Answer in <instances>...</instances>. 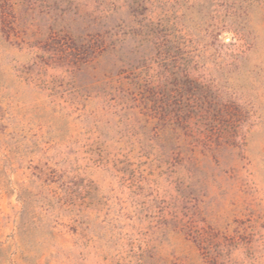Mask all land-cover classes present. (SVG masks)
Returning <instances> with one entry per match:
<instances>
[{
    "label": "rangeland",
    "instance_id": "1",
    "mask_svg": "<svg viewBox=\"0 0 264 264\" xmlns=\"http://www.w3.org/2000/svg\"><path fill=\"white\" fill-rule=\"evenodd\" d=\"M130 8L0 2V264H264V0Z\"/></svg>",
    "mask_w": 264,
    "mask_h": 264
},
{
    "label": "trees",
    "instance_id": "2",
    "mask_svg": "<svg viewBox=\"0 0 264 264\" xmlns=\"http://www.w3.org/2000/svg\"><path fill=\"white\" fill-rule=\"evenodd\" d=\"M0 2L7 9L11 8V10L25 7V9L33 11L39 7H43L46 8L47 11L45 13L49 14V18L51 19L55 18L54 16H56L58 9L59 12L61 11V15L64 14L65 11L63 9L60 10V7L66 5L73 9V14L77 17L76 19L81 18L83 21L91 22L93 25H99L100 27L107 26L109 28L111 26L107 31L103 30V35L95 34L89 37L90 39L87 40V43L88 47L92 50H121L120 42L122 39H118L115 36L117 33L114 31V28L129 27V25L119 18V24L111 25V18L113 19L117 12L124 8H126L128 15L132 14L130 10L131 0H0ZM72 20L75 19L72 18ZM126 59L128 60L129 58ZM166 117H164V120L174 130L178 129L185 121L179 115L177 117Z\"/></svg>",
    "mask_w": 264,
    "mask_h": 264
}]
</instances>
